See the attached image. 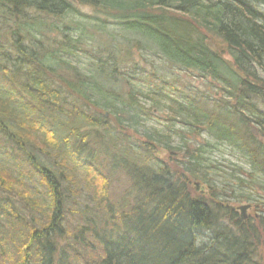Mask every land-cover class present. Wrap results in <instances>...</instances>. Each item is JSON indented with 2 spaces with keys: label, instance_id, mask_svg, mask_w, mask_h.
Returning <instances> with one entry per match:
<instances>
[{
  "label": "trees",
  "instance_id": "trees-1",
  "mask_svg": "<svg viewBox=\"0 0 264 264\" xmlns=\"http://www.w3.org/2000/svg\"><path fill=\"white\" fill-rule=\"evenodd\" d=\"M261 234L264 0H0L8 264H256Z\"/></svg>",
  "mask_w": 264,
  "mask_h": 264
},
{
  "label": "rangeland",
  "instance_id": "rangeland-1",
  "mask_svg": "<svg viewBox=\"0 0 264 264\" xmlns=\"http://www.w3.org/2000/svg\"><path fill=\"white\" fill-rule=\"evenodd\" d=\"M86 10L88 11L89 9L86 8ZM181 79L183 78L184 80H186L187 84H191L192 87L199 89L200 91H204L205 90V86L203 85V82L199 79L196 78H190L188 75L186 74H181L180 75ZM176 80V79H175ZM180 86H183L184 84L181 82H178ZM205 136V135H204ZM197 138H200V135L197 136ZM223 154H221L218 151H215L213 153V158H215L216 160H218L219 162H222V165L225 166H229L230 163H238L237 161H235L234 155H232L229 151V148H226L224 150H222ZM158 155L165 159L166 161L168 160V156L165 152L162 151H158ZM225 170H227L225 168ZM193 187L195 188L197 185L200 187V190L202 191V193L204 195H207V189L205 188V186L201 185V184H197L195 182H193ZM208 196V195H207ZM13 204L16 205V207L18 206L20 208L21 211L25 210V206L23 205V203L21 201H19L17 198L14 199ZM224 204L227 206V208L230 210V212L235 213V215H238V217L242 220V221H251L252 223H254L255 225L258 222V219H260V215L259 214V208L257 207L256 204H254L253 202H241L238 203L235 201V198L233 197V195H230L227 198V202H224ZM241 205H247L246 208L244 209V211L240 210ZM26 213V211H25ZM27 215V214H26ZM258 226V225H257ZM6 228V227H5ZM262 237L259 247L257 249V253H256V264H264V235H260ZM1 250L3 251V253L1 252ZM29 252V251H27ZM76 257L79 261L84 260V257L86 258L88 264H94L93 261V257L91 258L90 256H84L82 259L81 254L75 252ZM34 254V253H33ZM10 256H14L15 254L11 253L10 250H3L0 247V264H8L9 259L11 258ZM21 256H24L23 252L21 253ZM25 259H27L28 257L24 256ZM15 259H18L17 257H15ZM33 260L32 256L30 257V260ZM35 260V259H34ZM33 260V261H34ZM32 261V262H33ZM83 264V263H82Z\"/></svg>",
  "mask_w": 264,
  "mask_h": 264
},
{
  "label": "water",
  "instance_id": "water-1",
  "mask_svg": "<svg viewBox=\"0 0 264 264\" xmlns=\"http://www.w3.org/2000/svg\"><path fill=\"white\" fill-rule=\"evenodd\" d=\"M247 205H241L240 210L244 211Z\"/></svg>",
  "mask_w": 264,
  "mask_h": 264
}]
</instances>
